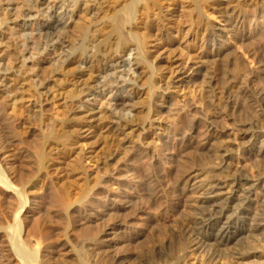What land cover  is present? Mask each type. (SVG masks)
<instances>
[{"label":"rangeland","instance_id":"1","mask_svg":"<svg viewBox=\"0 0 264 264\" xmlns=\"http://www.w3.org/2000/svg\"><path fill=\"white\" fill-rule=\"evenodd\" d=\"M15 1V3H19L20 0ZM200 1L201 3H199ZM131 2H135V0H108L104 9L115 11L118 8L116 12H109L111 13L109 15H117L125 3ZM256 2L257 0H240L237 3L239 6L237 5L236 8L239 9L238 11L245 21L231 35L234 45L230 44L226 54L216 56L215 60H209V65L206 64L213 85L225 89L228 85V78L231 76L236 79V87L232 88L233 90H230L229 93H214L212 108L204 96L200 97L196 93L195 84L192 86L190 84L189 87L184 86L183 89L180 87L175 89L177 92L173 93V106L168 104L173 113L166 112L167 109L161 113L162 118L164 116L166 118L161 120L163 122L160 123V128L156 129L155 143L147 140L149 144H142L139 131L133 137L135 142L128 150L121 147V141L114 135L105 138L94 136L86 140L83 137L85 134L77 132L74 127L66 129L60 127L61 120L67 119L68 121L71 117L69 113L70 97L67 94V90L72 88L71 84L66 87V89L68 88L66 90L57 79V88L53 87L46 97L43 95L39 104L29 83L24 87V93L21 90H15L17 86L14 81L11 82L13 85L9 83L8 92L15 94L21 92L23 98L17 102L15 111H13L3 102L7 98L0 93V166L2 167H0V171L3 170L2 176L5 175V178L8 179L5 181H9V184L11 182V185L22 194L23 202L18 199L17 194L13 193L15 191L4 190L0 184V246L7 245L9 232L14 231L15 228L14 216L18 213L22 224L18 229L20 238L30 249L32 248L31 250H35L41 261L52 259L50 261L57 260L54 261L57 264H65L69 261L70 264H78L79 261L88 263L89 260L91 262L95 258L94 261L101 260L100 263L97 262L101 264L107 262L109 258L111 259L110 255L114 251V253L119 252L126 257L125 264H238L234 262L235 260L227 250L222 252L209 249L204 252L191 250L190 244L185 242V239L181 241L180 238H177L175 232H178L181 224L191 216L193 211V208L187 205L188 201L185 200L188 195L185 193L187 185L183 183L181 176L193 167L202 171L209 170V164H211L207 152L210 145L198 147V143L205 135L203 132L207 131L204 114H211L216 122L219 121L220 125L226 127L229 136H226L225 139L233 142L230 147L233 148L235 154L233 164L238 168V171L253 179L259 178L257 194L254 198L256 196L259 198L264 193V172L260 170L259 166L262 164L260 160L264 159V155L261 156L263 158L260 157V153L264 149V106L254 103L255 100L252 96L249 97L241 93L243 88H247L254 95L257 90L264 88V11L256 9ZM122 4L123 6H121ZM143 4L144 6L147 4L146 9ZM143 4L136 0L134 13L139 19V28L136 30V37L139 41H134L139 47L141 45L140 50L142 49L141 64L146 73L141 79L144 84L141 87L147 94L143 93L142 97L135 99V103L127 100L121 105L122 109L135 107L138 111H135V119L138 122L145 117L148 105L154 106L150 97L154 86V74L159 71L152 70L150 66L154 64L156 55L162 53L164 44L169 43L170 50L172 49L174 54L182 57V60L187 61L189 60L187 58L198 56L200 49H197V46L200 44L203 32L197 28L199 21L196 5L212 17L218 18L223 14L222 10H217L220 6L215 0H147ZM113 5H118V7L115 6L116 8L112 9L110 6L113 7ZM166 6L171 7L168 13L163 11ZM172 8L175 9L172 10ZM82 16L81 19L78 17L79 21L77 20L79 26L88 23L87 17ZM19 22L16 25L17 28L14 29L15 32L13 31V37H18L22 21ZM79 26L76 30L81 29ZM31 27L29 24L27 32L33 29ZM104 28L102 27L100 30L101 33L105 31ZM77 36L75 42L78 48L75 47L76 44L74 45L76 49L72 48L76 53L81 50H79V45L83 37L82 33H78ZM157 37H161L159 40L161 43L152 47L151 45L157 41ZM37 38H39V34L34 32L32 40ZM78 40L80 44H78ZM10 42L11 40L6 41L5 39L6 46L3 44L0 47L1 50H4L3 53L1 51L0 59L5 63H9V60H11L10 63L13 61L11 54H14V49H11L13 46L10 45ZM24 42L22 37L17 39V43H20L17 44L19 49L23 47L21 44ZM221 43L217 41L214 47H219ZM169 52L168 55L173 53L169 54ZM36 54L31 61L26 62L27 66L22 70H28V65L32 64V69L37 72L38 76H42L41 79L53 78L55 72L53 65L55 58L53 57L56 56L48 51L47 53L39 51ZM233 57L236 59L237 66L232 67L234 68L232 70L227 63L224 65L223 62L227 61V58ZM247 59H251L253 63L248 62ZM74 68V64H70L65 68L67 69L65 72L74 71ZM27 74L30 75V73ZM199 84L200 82L197 85ZM58 86L63 89L61 90ZM230 95L231 100L228 98ZM144 96L147 97V100ZM174 101L176 105L178 104L177 106L174 105ZM29 103L33 107L31 105L28 107ZM39 105H41L40 111H38ZM216 111L221 113L214 116ZM235 114L239 115L234 119ZM258 116H262L263 121L260 122L259 127L257 126L255 137L250 138V135L241 137L236 128L242 127L243 121L248 122ZM72 120H69L70 123L74 122ZM71 136H75L76 140L73 137L71 146L66 145L64 149L61 146L62 141L66 140L67 142ZM77 140L78 143H76ZM210 141L213 140L210 139ZM87 142L88 144H86ZM46 144L51 146L47 147ZM81 144L87 152L91 151L92 158L89 161L86 158V161L89 162L87 165L93 166L94 164L95 166L99 163L101 166L98 170L99 173L87 176V180L79 173L80 164L77 165L75 162L77 160L74 152ZM58 146L61 150L57 148ZM48 151H51L52 154H48ZM5 153L9 154L6 158ZM113 156L115 159L111 158ZM6 162L7 164H5ZM77 168L78 170H76ZM182 191H185L183 192L185 199L183 198L177 205L174 203L176 199L173 195L175 193V195H182ZM21 205L23 206L20 207ZM254 209L252 219L247 220L249 223L252 222L251 220L257 212L264 208L261 205H256ZM110 230L112 233L109 232ZM106 231L112 234L107 236L111 239L108 242L109 246L108 243L105 246V243L98 242L99 239L100 241L103 239L102 233ZM250 235L249 233L244 234L242 241L240 239L242 243L238 242L236 246H239V243L243 247L244 244L245 247L252 244V251L256 252L239 261V264H264V228L255 236ZM168 240H171V244ZM94 242L96 248L92 247ZM97 246H99L98 249ZM231 246L235 247V244L228 247L231 249ZM7 247L5 246V249ZM90 247L93 251L90 250ZM245 247L244 249H248ZM0 249L2 248L0 247ZM3 253L4 251L1 253L0 250V257L4 254L5 257L11 254L9 251L7 254L6 251ZM7 259H5L6 263L9 262L6 261Z\"/></svg>","mask_w":264,"mask_h":264},{"label":"bare ground","instance_id":"2","mask_svg":"<svg viewBox=\"0 0 264 264\" xmlns=\"http://www.w3.org/2000/svg\"><path fill=\"white\" fill-rule=\"evenodd\" d=\"M14 1L15 0H0V47H2L3 44L5 45L6 39V41L11 40L10 45L13 46L11 49H14V54H11V57L13 58L11 63V60H9V63H5L0 59V93L7 98V100L4 98L5 100L3 102L7 107L15 111L17 102L23 98L21 92H23L24 87L28 85L27 83H29L30 87L34 90L37 96H35L36 101L39 102V104L41 103V97L43 95L46 97L50 94L52 88L58 85L56 84L58 82L57 79L59 80V83L63 85L64 89L71 84L70 86L72 88H67L68 90H66L70 97L69 101L71 104L69 110L71 117L69 120L73 119L72 121L74 122L70 123L69 120L68 122L67 119H63L61 120L62 124L60 127L62 126L64 129L74 127L77 132L85 134L83 137L86 140L94 136L99 138H102L103 136L105 138L109 135H114L121 141V147L128 150L131 149L133 145L132 143L135 142L133 137L136 132L139 131L141 135L140 138L143 142L142 144H149L147 140L151 143H155L157 139L156 129L160 128L159 125L163 122L161 120L165 117L162 118L163 115H161V113L166 109V112L173 113L169 106L173 104V93L177 92L175 89L184 86L189 87L188 85L191 84L192 86V84H195L196 86H194L197 87L196 93L200 97L204 96L206 102L209 103V106L212 108V96L214 93H229L233 90L232 88L236 87V79L231 76L228 78L227 88L224 89L221 86L213 85L212 77L209 75L206 64L209 65L208 62L210 59H214V57L222 54L224 55V53L226 54V51L231 46L230 44H233L231 35L245 21V18L241 17V13L238 11L239 9L236 8L239 6L237 3L240 0H215L220 6L217 10L220 9L223 13L221 16H217L218 18H215L214 16L212 17V15L210 16L207 12L205 13L204 9L203 11L202 8L200 9L196 5L199 21L197 28L199 31L203 32L202 38L199 41L200 44L197 46V49H200L198 51V56L194 55L195 57L192 56L193 58L191 59L187 58L189 59L187 61L182 60V57L180 58L178 54H174V52L171 51L172 49L170 50L169 43L166 45L164 44V46L162 45L163 51L161 52L163 54L159 53L158 56L156 55L157 58H155L156 60L154 61V64H151L152 66H150L152 70H156V72L159 71L157 74H154V86L153 89L151 88L152 95L150 98L154 106H151L150 104V106L148 105L145 117L139 122L135 119V111L137 110L134 106V108L131 109H122L121 107L123 102L127 100L134 101L135 103V99H139L144 93L141 87V85L144 86V84L141 82V79L146 72L142 69L141 64L142 49L140 50L141 45L139 47L134 41H139L136 37V30L139 28V19H137L138 17L136 18L134 13L136 0L129 4L125 3V6L119 10L117 15L109 14H111L112 11L116 12L118 8L115 6L118 7V5H113V7L110 6L112 9L115 7V11H111V9L108 8L104 9V5L108 0H20L21 4H19L20 1H18L19 3H15L16 1ZM137 1L138 3L143 4L146 3L147 0ZM199 3H201V1ZM199 3L197 4L199 5ZM146 5L144 6L143 4L145 9ZM121 6H123V4ZM170 9L171 7L169 8V6H166L163 8V11L168 13V10ZM174 9L175 8H172V10ZM256 9L264 11V0H257ZM82 15L87 17L88 23L79 26L77 20L78 17L81 19L83 17ZM19 21H22V24L20 25L19 33L16 32L18 33V35L16 34L18 37H13V31ZM29 24H31V29H33L30 32H27ZM78 26L81 29L76 30ZM102 27H105L103 33L100 32ZM34 32L39 34V38L36 40H32ZM78 33H82L83 39L81 38V44L78 40V44H80L79 50H81L76 53L72 48L76 49L75 47L78 46L75 42L78 38ZM21 37L25 42L24 44H21L23 47L19 49L17 44H20L21 42L17 43V39H20ZM160 39L161 37H157V41H155L156 43L154 42V44L150 42L152 44L151 46H158L161 43L159 42ZM217 41L222 43L219 47L215 48L214 44ZM75 44L76 46L74 47ZM1 51L2 53L4 52V50L0 49V54H2ZM39 51H46V53L48 51L50 54H53V56H56L53 57L55 58V63H53L55 70L53 78H49L48 80L41 79L42 76H38L37 72L32 69V64V67L28 65V70H22L27 66L26 62L29 60L31 61ZM168 52L169 54H171V52L173 53L168 55ZM234 57L236 58V56ZM234 57L227 58L228 60L225 58L227 61L223 62L224 65L227 63L232 70L234 69L232 67L237 66ZM247 61L253 63L251 59H247ZM70 64H74V71L71 70L72 72H65V70H67L65 68ZM70 69L72 68L70 67ZM27 73H30V75ZM152 75L153 72L151 76ZM59 77H61V79H59ZM12 81L16 83L15 86L17 87H15V90H21L20 93L17 92L18 94H15L8 92L10 86L9 83ZM198 82H200L199 85H197ZM11 84L13 85V83ZM58 87L60 88V86ZM63 88L60 89L62 90ZM241 93L249 97L252 96V98H254L253 100H255L254 103L264 106V88L257 90L254 95H252V92L247 88H243ZM51 98L53 99V96ZM228 98L231 100V95L228 96ZM30 105V103L27 104L28 107ZM174 105H176V102ZM40 109L41 105H39L38 111H40ZM220 113L221 112L216 111L214 112V116H218ZM204 115L207 122V133L203 132L205 134L204 137L201 135L203 139L201 138L202 140L198 143V147L210 145L207 152L209 153L211 164H209V170L202 171L197 167H193L181 176L183 177V183L187 185V188L185 189L186 192L182 191V195H175V193L173 195L176 199L174 203L178 205V203L184 198L183 192L188 193L185 197L186 199H184L188 201L187 205H190L193 208V211L191 216L184 220L181 227H177L179 228L178 232L172 230L175 234L177 233V235L174 234L177 238H180L181 241L185 239V242L187 241L188 244H190V247H192L191 250H200V252H204L206 249L217 252L227 250L231 254L230 256L232 259L235 260L234 262L239 264V261H242L256 252H254V250L252 251V244L249 245L247 243L248 247H245L244 244V247L248 248L244 249L241 245V241L244 234L249 233L252 236H255V234L261 232L264 228V209L257 212L256 216L251 220V223L247 221L252 219L251 216L252 213H254L256 205H261V207L263 206L264 208V193L261 197L258 198L256 196V198H254L255 194H257L256 189L259 185V178L257 177L256 179H253L251 176L238 171V168L233 164V161H235V154L233 148L230 147L233 142L231 143L229 140L225 139L226 136H229L226 127L220 125L219 121L216 122L211 114V116L207 114ZM237 115L239 114H235L234 119ZM261 121H263L262 116H258V118L251 119L248 122L243 121V126L236 128V130L240 132L241 137H247L248 135H250V138L253 136L255 137L257 126L259 127ZM73 137L75 139V136ZM73 137L71 136L70 140L67 139V142L66 140H63L61 146L64 149L66 145L71 146V143L74 140ZM210 139L213 141H210ZM76 143H78V140ZM184 143L187 144L188 142ZM48 144H46L47 147L51 146ZM86 144H88V142ZM78 146V150L75 149L74 152V156L77 160L75 162H77V165L80 164L79 166L81 169L79 173L87 180L86 177L98 172L101 166H99V163L95 164V166L94 164L93 166L87 165L89 159L92 158L91 151L87 152V150L82 147V144L81 146ZM57 148H59V146ZM59 149L61 150V148ZM49 153H51V151H48V154ZM198 153L200 154V151ZM262 155H264V149L263 152L260 153V157ZM4 156L6 158L9 154L6 155L5 153ZM86 158L88 161H86ZM111 158L115 159V156ZM97 160L99 161V159ZM260 161L262 164L259 165L261 167L259 168L264 172V159H261ZM5 164H7V162ZM76 170H78V168ZM2 172L3 170L0 171V184L3 189H11L12 191H15L13 193H15V195L17 194L16 196L18 199L23 202L22 194L19 193L17 188L11 185V182L9 184V181H5L7 178H5V175L2 176V174H4ZM22 206L23 205L20 207ZM19 219V215L16 213L14 216L15 228L13 227L15 232L11 230L8 235L7 245L4 244L3 246H0L2 248L0 249L1 253L3 251L4 253L6 251V254L7 251L11 252L7 257H5L4 253V255L2 254L3 256L1 255L0 264H57L56 262L54 263V261H57L54 259L52 262L50 261L52 259L41 261L35 250H31L32 248L30 249L29 246L24 243L25 241L21 240L20 234L18 233L21 224ZM178 225L180 224L178 223ZM109 232H111V230ZM111 233H108L107 231L102 233L103 239L100 241L98 238V242L105 243L106 246V243L111 240L110 237L107 238V236ZM171 240H168L170 241L169 244H171ZM238 242L241 243H239V246H236ZM95 244V242L92 244L93 248H96ZM234 244L235 247L231 246V249L228 247L230 245L234 246ZM109 245L110 243H108V246ZM5 246L8 247L5 249ZM178 246L180 248V245ZM92 247H90V250ZM98 247L99 246H97V249ZM169 249H171V247ZM107 250L106 252H108ZM110 257V260L108 259L107 262H102L101 264H125L126 262V257L119 252L114 253L113 251V254H111ZM6 258H8L6 260L7 262L9 261L8 263L5 262ZM73 259L71 258L72 261ZM92 260L93 261L91 262L89 260L88 263L79 261L78 264H98L97 262L100 263L101 261L96 259L95 262V258ZM65 261L68 262L69 260ZM69 262L65 264H70Z\"/></svg>","mask_w":264,"mask_h":264}]
</instances>
